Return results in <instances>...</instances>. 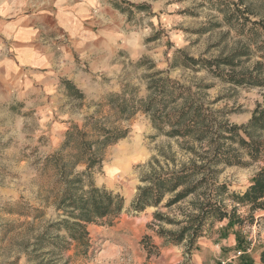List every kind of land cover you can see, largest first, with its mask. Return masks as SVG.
<instances>
[{
	"label": "rangeland",
	"instance_id": "1",
	"mask_svg": "<svg viewBox=\"0 0 264 264\" xmlns=\"http://www.w3.org/2000/svg\"><path fill=\"white\" fill-rule=\"evenodd\" d=\"M48 1L0 0V12L18 5L25 8V12L39 13ZM108 1L112 6L115 2H133L149 7L143 10L130 7L132 17L129 20L126 12H120L126 15L130 25L127 30L130 47L126 50L120 47L124 42L119 43L114 66L93 73L87 67L79 66V58L68 47L72 61L85 76L83 87L79 89L83 97L66 92L60 81L67 78L61 72L58 84L64 92L57 98L46 99L36 93H24L18 98L0 102V264L46 262L47 254H36L39 256L37 259H28L26 254L27 244L42 232L48 222L58 217L54 196L46 195L42 191L44 187L36 179L37 168L47 153L57 148L63 124L80 125L85 116L95 113L96 106L91 102L106 94L120 92L124 84L137 87L138 96H146V76L156 71H166L170 78L189 86L219 120L228 123H246L256 103L264 102V86H236L223 82L206 69L194 70L181 65L183 54L215 59L246 50L248 55L238 56L232 66L221 68L224 72L251 71L257 74L254 67L260 62V76H264V58L261 57L264 53V31L249 37L248 21L245 20L248 17L258 21L264 16V0H252L250 9L255 15L241 12L245 5L235 3L238 0ZM60 40L67 45L62 37ZM174 60L177 65L171 67ZM65 63L64 60L62 65ZM119 126L128 128V133L105 149L101 166L92 172V180L96 186L120 194L124 199V209L110 226L99 223L88 226L91 248L88 257L78 260L77 264H191V254L199 249L198 243L202 240L212 243L211 248L216 251L218 259L237 264L235 244L229 245L227 237L222 238L216 231L223 222L216 223L210 233L198 238L191 247L187 237L175 245L172 237L157 233L158 230L178 232L186 217L195 212L194 196L166 207L165 203L170 198L167 194L156 207L149 206L139 213L131 209L138 187L148 184L144 180L147 176L161 170L178 169L194 155L185 149L182 139L158 134L149 117L142 112ZM261 167H264L261 162L247 167L226 166L216 180L218 184H225L230 192H242ZM83 169V164L76 168L77 171ZM16 202L42 208L43 218L32 220L9 213L8 208ZM226 203L228 208L232 206L230 202ZM237 208L244 217L245 209ZM155 212L174 223L156 220ZM262 216L264 210L257 211L252 224L246 221L240 227V234L248 241L246 253L255 262H258L264 246ZM9 224L13 228L11 231ZM229 234H233V230L229 229ZM147 248H151L149 253ZM170 250L177 254H166ZM71 254L72 250L62 254L60 263Z\"/></svg>",
	"mask_w": 264,
	"mask_h": 264
},
{
	"label": "trees",
	"instance_id": "2",
	"mask_svg": "<svg viewBox=\"0 0 264 264\" xmlns=\"http://www.w3.org/2000/svg\"><path fill=\"white\" fill-rule=\"evenodd\" d=\"M235 3L245 5L241 12L255 15L250 9L252 0H238ZM113 6L120 12H126L128 20L132 17L130 7L136 10L149 7L133 2H115ZM245 20L248 21L249 37L259 35L260 30L264 31V16L258 21L249 20L248 17ZM245 55H248L246 50L215 59L193 58L183 54L181 65L194 70L206 69L223 82L236 86H264L260 62L254 67L257 74L251 71L224 72L221 68L232 66L234 58ZM261 57L264 58V53ZM176 65L175 60L170 64L171 67ZM146 79V96H138L137 87L124 84L120 92L106 94L98 101L91 102L96 106L95 113L85 116L80 125L71 122L63 124L57 148L39 162L36 175L44 187L42 191L54 196L53 204L58 217L48 222L42 232L27 244L28 259H37L39 256L36 254H47L46 262L38 264H77L78 260L88 257L91 248L88 226L98 223L110 226L120 216L124 209L123 197L96 186L92 172L101 166L105 149L126 137L128 128H122L119 124L142 112L149 117L158 134L182 139L185 149L194 158L178 169L161 170L147 176L144 180L148 184L138 187L131 209L139 213L149 206L156 207L167 194L170 198L165 206L170 207L192 195L195 197L192 201L195 212L186 217L185 224L178 232L158 230L159 235L172 237L175 245L187 237L191 247L198 238L210 233L216 223L223 222L216 231L225 238L228 230H233L236 251L241 252L237 256V264H264V246L258 262H255L246 253L248 241L240 234L242 224L246 221L252 224L254 213L264 210V167L253 175L242 192H230L225 184H218L216 180L226 166L247 167L256 162L264 164V102L256 103L246 123L232 124L219 120L189 86L170 78L166 71L153 72ZM60 82L66 92L83 97L71 81L62 79ZM81 164L84 169L77 171V166ZM227 201L232 205L230 208ZM237 207L245 209L244 217L238 213ZM8 209L9 213L26 219L39 220L44 216L42 208L30 206L27 202H16ZM154 218L174 223L158 212L154 213ZM261 218L264 222V217ZM9 225V230H13ZM147 249L149 253L151 248ZM69 250H72V254L60 263L62 254ZM222 261L216 264H231Z\"/></svg>",
	"mask_w": 264,
	"mask_h": 264
},
{
	"label": "crops",
	"instance_id": "3",
	"mask_svg": "<svg viewBox=\"0 0 264 264\" xmlns=\"http://www.w3.org/2000/svg\"><path fill=\"white\" fill-rule=\"evenodd\" d=\"M44 8L39 13L25 12L18 5L1 9L0 102L24 93L57 98L64 92L58 84L61 72L81 89L85 76L72 61L68 47L79 58V66L93 73L114 66L120 42H124L120 47H130L126 15L108 0H50ZM227 240L234 245V234ZM211 247L210 241H200L199 249L191 254V264H216L220 259Z\"/></svg>",
	"mask_w": 264,
	"mask_h": 264
},
{
	"label": "built area",
	"instance_id": "4",
	"mask_svg": "<svg viewBox=\"0 0 264 264\" xmlns=\"http://www.w3.org/2000/svg\"><path fill=\"white\" fill-rule=\"evenodd\" d=\"M236 254L239 255V254H241V252L240 251H237ZM222 263H224V262H222Z\"/></svg>",
	"mask_w": 264,
	"mask_h": 264
}]
</instances>
